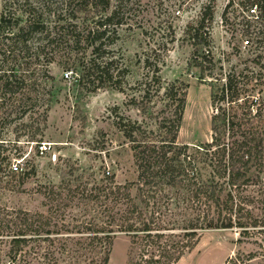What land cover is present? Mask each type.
Listing matches in <instances>:
<instances>
[{
  "label": "trees",
  "instance_id": "trees-1",
  "mask_svg": "<svg viewBox=\"0 0 264 264\" xmlns=\"http://www.w3.org/2000/svg\"><path fill=\"white\" fill-rule=\"evenodd\" d=\"M36 1L25 8L22 21L16 16L10 24L17 26V46L24 56L7 75L20 79L8 88L16 93L15 105L26 110L29 95L24 94L31 91L32 83L22 80L33 60L58 44L70 53L67 61L78 70V81L94 84L92 89L105 81L119 88L112 80L113 59L106 54V45L115 40L116 27L122 23L120 0L112 6L109 0ZM99 4L100 18H92L90 26L77 30L79 26L70 20L77 17L75 11L82 7L87 12ZM236 7L245 11L240 21L246 26V43L251 39V45L254 41L255 46L261 45L264 0H226L222 17ZM44 8L56 14L51 28L41 18ZM62 16L65 20L60 22ZM206 16L208 21L213 16L209 3L185 30L194 45L209 43V32L203 30ZM3 17L0 13V20ZM30 33L40 40L32 53L22 38ZM192 58L216 81L211 91V139L177 142L186 84L168 83L166 104L173 108L169 114L163 112L154 126L132 119L116 123L132 152L131 177L118 182L113 174L105 175L90 186L78 184L67 191L47 185L50 203L43 210L0 206V264H107L113 238L119 233L129 239L125 264H173L209 227L235 229L238 241L257 246L237 249L223 264H253V260L264 264V102L261 95L251 92L256 71L243 67L218 76L208 47L194 46ZM155 67L159 82L160 66ZM72 199L77 207L69 205Z\"/></svg>",
  "mask_w": 264,
  "mask_h": 264
},
{
  "label": "rangeland",
  "instance_id": "rangeland-1",
  "mask_svg": "<svg viewBox=\"0 0 264 264\" xmlns=\"http://www.w3.org/2000/svg\"><path fill=\"white\" fill-rule=\"evenodd\" d=\"M116 1L109 0V5ZM225 2L120 0L122 23L116 27L115 40L106 45V54L113 59L112 80L120 87L110 81L93 89L92 83L84 85L87 81H78V70L67 61L70 53L64 51V44L53 45L45 49L46 54L40 53L33 60L31 69L27 70L29 79L22 80L32 83L31 91L24 94L29 98L26 110L22 111L15 105L16 93L8 90L20 81L12 75L7 77L10 68L16 67L18 60H24L14 33L17 26L10 24L16 16L22 21L25 8L31 3L36 5L37 1L0 0V13L4 16L0 20V73L4 74L0 79V101L3 99L0 106V206L43 210L50 203L47 185L54 184V188L67 191L78 184L90 186L105 175L113 174L118 182L131 177L132 152L116 123L132 119L148 127L154 126L163 112L169 114L173 108L172 104H166L168 95L164 91L170 82L186 84L177 142L210 140L214 113L211 91L216 81H211L210 76L194 64V46L211 50L214 70L220 72L218 76L243 67L245 71L255 70L251 92L261 95L264 102V41L259 46H255L256 41L251 45V39L246 43V26L240 21L245 11L241 7L229 8L223 18ZM207 3L213 10L212 18L208 21L206 16L203 27L209 32V43L194 45L185 30L196 22ZM48 10L44 8L41 18L51 28L56 14ZM102 13L101 4L89 7L87 12L80 7L74 13L77 17L70 20L79 26L77 30H82ZM62 17L60 22L65 20ZM22 38L31 48L29 53L40 42L31 33ZM156 65L160 66L159 82L154 77ZM146 79L149 81L145 82ZM42 145L46 149L40 150ZM13 164L19 166L18 170L12 169ZM66 179L69 181H61ZM75 202L74 199L69 205L77 207ZM237 238L235 229L205 228L200 231L195 245L173 264H223L237 249L257 248L254 243L240 242ZM128 251V237L117 234L107 264H125ZM252 262L258 264L256 260Z\"/></svg>",
  "mask_w": 264,
  "mask_h": 264
},
{
  "label": "built area",
  "instance_id": "built-area-1",
  "mask_svg": "<svg viewBox=\"0 0 264 264\" xmlns=\"http://www.w3.org/2000/svg\"><path fill=\"white\" fill-rule=\"evenodd\" d=\"M65 75H67V72H65ZM43 149H46L45 145H42L41 148H40V150H43ZM18 167L19 166L17 164H13L12 165V169H14V170H18Z\"/></svg>",
  "mask_w": 264,
  "mask_h": 264
}]
</instances>
